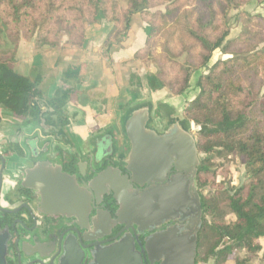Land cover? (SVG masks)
<instances>
[{
	"label": "trees",
	"instance_id": "1",
	"mask_svg": "<svg viewBox=\"0 0 264 264\" xmlns=\"http://www.w3.org/2000/svg\"><path fill=\"white\" fill-rule=\"evenodd\" d=\"M263 2L264 0H257ZM238 0H0V34L8 41L35 34L36 44L54 45L57 34L65 32L73 45L80 46L85 24L110 22L113 30L106 43L120 42L138 14L145 24L144 46L133 59L152 55L150 42L164 36L155 62L159 68L144 76L149 92L168 89L181 95L187 88L191 70L204 67L211 53L222 47L231 57L217 60L208 73L198 77L196 97L184 110L188 122L199 125L197 150L202 158L197 174L202 225L197 234L195 264L199 262L249 264L261 250L264 238V16L254 15L243 31L223 45L228 34L226 13ZM164 4V11L154 10ZM261 45V46H259ZM174 48H178L179 53ZM177 49V50H178ZM183 57V60H179ZM155 58V56H154ZM79 66H69L62 82L74 83ZM130 75V86L142 87L138 75ZM135 78V80H134ZM38 81L14 70V50H0V107L10 111L24 124H37V109L31 103L40 99ZM70 89L59 87L46 102L47 123L55 121L59 129L67 123L66 103ZM156 114L161 115L159 108ZM65 144H67L65 142ZM6 148L19 156L24 150L17 144ZM236 157L244 166L246 181L218 195H203L201 186L219 157ZM69 155V164L75 161ZM222 207V209H220ZM226 212L234 220H225ZM243 251L244 257H235ZM264 264V253L262 255Z\"/></svg>",
	"mask_w": 264,
	"mask_h": 264
},
{
	"label": "water",
	"instance_id": "2",
	"mask_svg": "<svg viewBox=\"0 0 264 264\" xmlns=\"http://www.w3.org/2000/svg\"><path fill=\"white\" fill-rule=\"evenodd\" d=\"M31 107L37 109L38 133L52 131L53 140L61 141L65 137L63 130L54 122L47 123V107L35 100ZM154 108H159L163 116L160 129L152 126ZM191 125L194 123L163 103L155 107L152 100L145 99L132 104L122 119L127 140L125 151H119L113 143L112 154L98 156L95 153L93 158L74 154L75 168L83 178L88 169L92 171L102 162L106 163L103 169L81 183L76 172L69 173L62 162L52 160L50 141L43 143L41 150L37 136L25 138L24 148L30 165L23 169L19 185L34 195L25 204L27 214L74 218L79 229L86 228L89 216L94 230L103 229L110 221L112 226L122 225L126 232L109 245L101 247L94 242L89 264H195L197 234L202 225L196 176L202 158ZM114 159L122 164L125 174L114 166ZM0 161L1 174L4 168L1 153ZM104 194H111L115 201L114 218L99 208ZM19 209L1 208L7 213ZM162 226L166 228L161 229ZM148 229L155 232L142 244L138 237ZM9 237L7 227L0 228V264H7ZM135 240L139 249L135 248ZM63 249L59 264H79L74 243H64ZM21 252L24 253V248Z\"/></svg>",
	"mask_w": 264,
	"mask_h": 264
},
{
	"label": "crops",
	"instance_id": "3",
	"mask_svg": "<svg viewBox=\"0 0 264 264\" xmlns=\"http://www.w3.org/2000/svg\"><path fill=\"white\" fill-rule=\"evenodd\" d=\"M144 27L139 15L134 14L126 35L120 42L111 39L109 46L106 41L113 25L106 21L85 24L80 46L73 45L63 31L57 34L54 45L38 46L35 34L20 36L14 52V70L38 81L40 99L35 101L47 107L46 102L59 87L70 89L66 103L68 123L62 129L65 137L59 141L62 151L93 158L95 153L98 156L112 154L113 143L122 151L124 113L132 104L149 97L144 83L139 88L130 86V75L136 72L137 65L133 55L144 46L146 39ZM69 66L80 67L74 83L62 82L63 71ZM166 95L165 90L150 92L155 107L163 103L180 110L184 105L181 96ZM52 122L59 129L56 122ZM38 130L37 124H24L10 111L0 107V151H8L0 181L1 198L22 179V171L28 163L25 157L10 152L6 146L17 144L25 151L24 139L37 136L38 146L43 150V143L54 142L55 133H38ZM0 202L5 204L3 199Z\"/></svg>",
	"mask_w": 264,
	"mask_h": 264
},
{
	"label": "flooded vegetation",
	"instance_id": "4",
	"mask_svg": "<svg viewBox=\"0 0 264 264\" xmlns=\"http://www.w3.org/2000/svg\"><path fill=\"white\" fill-rule=\"evenodd\" d=\"M152 126L158 129L162 128V125L159 123L152 124ZM50 144L52 160L62 162L64 170L69 173H77V169L75 168L77 162L75 155L71 153V155L75 157V161L69 164L68 160L70 154L61 150L59 147L60 142L54 141L50 142ZM126 149L127 140L125 138L122 150L125 151ZM0 153L4 158V171L6 164L5 156L8 154V151L1 150ZM23 157H25L28 162L25 165V167H27L30 165V161L25 151ZM113 161L114 166L119 167L122 174H125L126 172L122 168V164L117 162L116 159ZM1 166L2 164L0 161V168ZM105 166L106 163L102 162L97 169L95 168V170L92 171L88 169L87 175L84 178L77 173L78 181L81 183L90 179ZM91 167L93 168L94 166L92 165ZM3 171L0 174L1 179ZM173 172L174 171L171 169L170 174ZM19 182L2 198L0 196V201L3 199L5 202V204H1L0 202V228L7 227L10 234L6 256L7 264H59V261L64 256V243L68 245L74 243L77 246L75 255H79V264H89L92 258V252L95 249L94 242H97L101 247L106 246L126 232V230H123L122 225L112 226L111 221L103 229L94 230L90 216L88 217V222L85 224L86 228L84 229H79L76 226V220L74 218L62 219L58 216H42L37 213H33L32 216H29L25 210V204L28 203L27 199L34 198V195L31 191L20 187ZM134 187L137 186L134 185ZM140 189H143V187ZM19 207L20 209L14 213H7L1 210V208L4 210H14ZM99 208L107 211L111 218H114L116 206L111 194H104L102 196ZM163 228H166V226L161 227V229ZM153 232H155V230H145L139 235L138 241L143 244L144 239L150 236ZM21 248H24V253H20ZM135 248L139 249L137 240H135ZM41 256H46V258H41ZM154 264L158 263L155 262Z\"/></svg>",
	"mask_w": 264,
	"mask_h": 264
},
{
	"label": "rangeland",
	"instance_id": "5",
	"mask_svg": "<svg viewBox=\"0 0 264 264\" xmlns=\"http://www.w3.org/2000/svg\"><path fill=\"white\" fill-rule=\"evenodd\" d=\"M239 3L236 6L230 7V9L226 13V21L228 23V34L224 40V44H226L228 41L234 40L236 37L239 36V34L243 31L246 21L248 18L254 16V15H261L264 16V1L258 2L257 0H238ZM154 10H160L164 11V4L158 5L157 7L153 8ZM62 32V31H60ZM20 37V33H19ZM164 36H156L152 39L150 42V45L152 46V55L149 56H141V59L135 60L136 62V72L134 73V77L137 75H141L143 83H145L144 76L147 73H154L158 70L159 64L158 62H155L154 60L157 59L159 53L161 52V45L163 44ZM261 46V45H259ZM16 44L8 41L5 33L0 34V50L2 49H13L15 52ZM176 52L179 53V49L177 50L174 48ZM155 56V58H154ZM231 57V54L223 53L222 47L215 49L211 53V57L208 60L207 64L204 67H200L196 70H191L189 82H188V88L181 94V95H172L171 92L168 89H161L165 90L167 97H176L181 96L184 105L180 107V110L174 109L173 110L181 114L183 117L184 110L188 103L192 101L196 95L198 94L199 89L196 87V81L199 76L205 75L208 73L209 68L217 61L222 60ZM179 60H183V57H180ZM135 80V78H134ZM160 91V90H159ZM264 91V86L261 89V93ZM146 99L151 100L150 92L149 97H146ZM154 124H161L163 122L162 115L156 114V109L154 108ZM194 123V122H193ZM191 132L194 134L196 138V143L198 142V125L194 123V125H191L190 127ZM199 152V151H198ZM200 157L204 158L206 155L203 152H199ZM203 180H205V184L201 186V192L203 195H218L219 197L221 195H224L223 193H227L229 191L228 187H236L240 185L241 183L246 181V173L244 166L240 163V161L233 156L228 157H219L215 158L212 162L211 170L206 175L200 174ZM197 178V176H196ZM196 185H197V179H196ZM197 189V188H196ZM222 209V207H220ZM225 220L227 222H230L234 220V216L226 212ZM259 243L261 245V250L258 252L256 256L251 258L249 261V264H262V255L264 253V238L259 239ZM245 253L243 251H236L235 257H244ZM199 264H204L203 262H199ZM205 264H211V262L205 263ZM226 264H235L234 260L227 261Z\"/></svg>",
	"mask_w": 264,
	"mask_h": 264
}]
</instances>
